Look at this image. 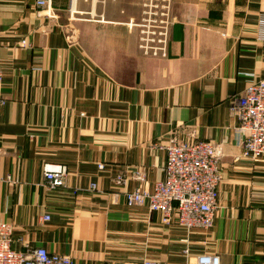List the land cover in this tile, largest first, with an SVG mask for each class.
Listing matches in <instances>:
<instances>
[{
	"label": "crops",
	"instance_id": "0c3cea01",
	"mask_svg": "<svg viewBox=\"0 0 264 264\" xmlns=\"http://www.w3.org/2000/svg\"><path fill=\"white\" fill-rule=\"evenodd\" d=\"M68 5L0 0V218L12 247L74 264H194L202 253L264 264V157L240 155L229 110L264 78V0H170L163 57L138 48L143 0ZM172 138L218 146L208 228L126 203V191L164 178ZM57 165L65 180L51 189L44 171Z\"/></svg>",
	"mask_w": 264,
	"mask_h": 264
},
{
	"label": "built area",
	"instance_id": "2783aa9c",
	"mask_svg": "<svg viewBox=\"0 0 264 264\" xmlns=\"http://www.w3.org/2000/svg\"><path fill=\"white\" fill-rule=\"evenodd\" d=\"M33 1L35 5L47 8L51 2V0ZM75 1L69 0L70 12L74 11ZM164 1L163 8H167L169 12L170 0ZM159 8L160 0H143V16L135 24L139 29L138 48L146 55L165 56L166 54L170 21L164 31V37L158 40L160 45H149L154 40L153 36L149 37V34L153 35V30L150 31L149 28L158 21L156 10ZM23 42L22 40L21 43ZM2 75L0 64V83ZM3 103L4 98L0 97V105ZM229 110L236 118L237 130L243 135L240 155L255 161L262 159L264 157V78L251 79L243 93L231 102ZM161 147L166 154L164 178L154 182L151 190L138 187L126 191V203L145 204L148 209L159 213L160 220L164 224H170L174 220L186 230L210 227L213 224L217 185L220 181L218 146L204 139L187 143L172 138ZM98 167L102 168L103 164H98ZM65 173L64 165L46 168L44 178L48 187L54 189L62 186ZM115 181L121 183L123 177L118 175ZM91 186L95 187L94 184ZM48 218L49 215L43 216V219ZM11 242L12 224L0 218V264H74L70 255L53 253L43 246L19 251L12 247ZM142 264L157 263L146 259ZM194 264H220V259L217 254L202 253L195 257Z\"/></svg>",
	"mask_w": 264,
	"mask_h": 264
},
{
	"label": "rangeland",
	"instance_id": "374dc122",
	"mask_svg": "<svg viewBox=\"0 0 264 264\" xmlns=\"http://www.w3.org/2000/svg\"><path fill=\"white\" fill-rule=\"evenodd\" d=\"M164 5H165V1L160 0V8L156 10L158 13L157 15H158L159 19H158V21H156L154 23V26H150V28H149L150 31L153 30V35L149 34L150 35L149 37L153 36V39H154L153 42L149 43V45L150 44H156L157 46H159L160 42L158 40L162 39L164 37V31L166 30V27L170 21V9L168 12L167 8H163ZM147 8H149V6L146 7V10H148ZM165 10H166V13H165ZM159 20H161V21H159ZM150 25H152V23H150ZM167 44H168V41H167ZM140 51H141V49H140ZM166 52H167V48H166ZM144 55H146V54H144ZM147 56H152V55L147 54ZM152 57H163V56H152Z\"/></svg>",
	"mask_w": 264,
	"mask_h": 264
}]
</instances>
